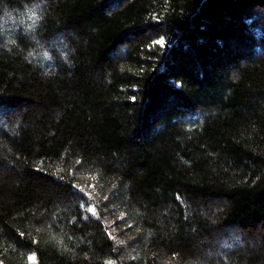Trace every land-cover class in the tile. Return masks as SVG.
I'll return each instance as SVG.
<instances>
[{"label":"trees","instance_id":"1","mask_svg":"<svg viewBox=\"0 0 264 264\" xmlns=\"http://www.w3.org/2000/svg\"><path fill=\"white\" fill-rule=\"evenodd\" d=\"M262 15L0 0V264H264Z\"/></svg>","mask_w":264,"mask_h":264},{"label":"snow or ice","instance_id":"2","mask_svg":"<svg viewBox=\"0 0 264 264\" xmlns=\"http://www.w3.org/2000/svg\"><path fill=\"white\" fill-rule=\"evenodd\" d=\"M157 43L162 44V43H164V42H163V41H157ZM92 211L95 212V209H92Z\"/></svg>","mask_w":264,"mask_h":264},{"label":"rangeland","instance_id":"3","mask_svg":"<svg viewBox=\"0 0 264 264\" xmlns=\"http://www.w3.org/2000/svg\"><path fill=\"white\" fill-rule=\"evenodd\" d=\"M262 20H264V15H262Z\"/></svg>","mask_w":264,"mask_h":264}]
</instances>
